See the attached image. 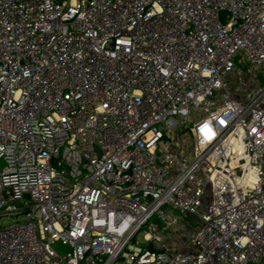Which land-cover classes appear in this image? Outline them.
<instances>
[{
  "label": "built area",
  "instance_id": "obj_1",
  "mask_svg": "<svg viewBox=\"0 0 264 264\" xmlns=\"http://www.w3.org/2000/svg\"><path fill=\"white\" fill-rule=\"evenodd\" d=\"M0 161V264H264V0H0Z\"/></svg>",
  "mask_w": 264,
  "mask_h": 264
},
{
  "label": "rangeland",
  "instance_id": "obj_2",
  "mask_svg": "<svg viewBox=\"0 0 264 264\" xmlns=\"http://www.w3.org/2000/svg\"><path fill=\"white\" fill-rule=\"evenodd\" d=\"M256 71L260 72V68H257ZM227 84L229 85V89L230 91H232L234 98L236 100L239 101H243L245 102V96L244 94L246 93L247 89L244 88V86L238 84L237 82H233V79H228L227 80ZM187 134V130H184L181 132V135L186 136ZM3 167V163L0 161V169ZM174 213V214H173ZM173 215L179 216L177 214V212H172ZM16 221L15 217H4L1 221V226L2 227H9L12 224H14V222ZM194 223H195V219L191 216H185L182 217L179 221V224L177 226V228L175 230H173V234L175 235V237L177 238H181V234L183 235V237L180 239L179 243H185L187 242V236L188 234H190L192 232V228L194 227ZM140 240H144L143 235L140 236ZM172 245H174V248L179 249L180 246L173 243ZM55 250L61 255L64 256L67 254V252L70 251V249L68 247H64L61 244H57L55 245Z\"/></svg>",
  "mask_w": 264,
  "mask_h": 264
},
{
  "label": "crops",
  "instance_id": "obj_3",
  "mask_svg": "<svg viewBox=\"0 0 264 264\" xmlns=\"http://www.w3.org/2000/svg\"><path fill=\"white\" fill-rule=\"evenodd\" d=\"M194 225H195V223H194ZM191 228L193 229L194 227H191ZM177 239H179V238L175 237V235L173 234V231H171L170 232V235H167L165 241L168 244V246H169L170 249L180 251L181 250V244L179 243L180 240H177ZM173 243L179 245L180 248L179 249L174 248L175 246L172 245Z\"/></svg>",
  "mask_w": 264,
  "mask_h": 264
}]
</instances>
